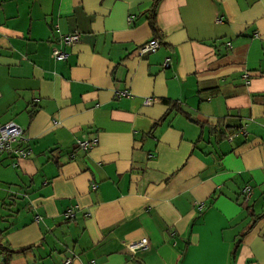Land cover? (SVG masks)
<instances>
[{"label": "crops", "instance_id": "1", "mask_svg": "<svg viewBox=\"0 0 264 264\" xmlns=\"http://www.w3.org/2000/svg\"><path fill=\"white\" fill-rule=\"evenodd\" d=\"M151 2L0 0V264H264V0Z\"/></svg>", "mask_w": 264, "mask_h": 264}, {"label": "built area", "instance_id": "2", "mask_svg": "<svg viewBox=\"0 0 264 264\" xmlns=\"http://www.w3.org/2000/svg\"><path fill=\"white\" fill-rule=\"evenodd\" d=\"M79 37H80L79 32L73 31L69 34L62 35L60 37V42L65 46H72L79 41ZM159 45H160V40L158 38H151L150 40L139 45L136 51L139 56H143L156 51ZM67 55L68 54L66 51L61 50L59 48L53 47L51 49V56L53 57V59L57 61L66 59ZM168 66H169V59L165 58L163 62V67H168ZM117 95L118 97L129 96V93L127 91H119ZM154 101L155 99L146 98L144 99L143 103L145 105H151ZM237 132L245 135V131L242 128L239 129ZM21 139H22V129L18 125H16L13 122H8L0 125V154L11 153L16 158H24L29 156L31 154V151L27 148H22L20 146ZM95 143H96V139L77 140L76 146L77 148L85 151L90 149ZM250 189L251 188L249 185L245 186V188L243 189L245 201H247L250 198V194H251ZM63 216L64 219H71L73 218V211L67 210ZM35 220L38 221V217H35ZM147 245H148L147 239L142 238L140 240L130 242L126 246L130 252L134 253L138 249L146 248ZM64 264H71V259L70 258L66 259Z\"/></svg>", "mask_w": 264, "mask_h": 264}, {"label": "trees", "instance_id": "3", "mask_svg": "<svg viewBox=\"0 0 264 264\" xmlns=\"http://www.w3.org/2000/svg\"><path fill=\"white\" fill-rule=\"evenodd\" d=\"M159 1L160 0H152L151 5H150V7H149V9L147 11L148 12L147 13V19L149 21V24L151 26V29L153 30V36L155 38L157 37V27H156V24H155V13H156V9H157V6H158ZM163 102H165L167 105H169V109L168 110H170V109H177V110H180L181 111V108H180L179 105H177V103H175L173 101L166 100V99H163ZM245 186L243 187V189L245 188ZM243 189H241V192L239 194V195H241V199L240 200L238 199V202H239L240 205H242L243 202L245 201V196H244V193H243ZM248 200L245 201V202H247V205H248ZM262 215H264V212H262L260 214H257L254 217H255V219H258ZM66 220H68V219H66ZM1 236H2V233L0 232V249L4 250L7 253V256H11L13 254H20V253H23L25 250L31 248V247H25V248H21V249H17V250L7 249L1 243ZM233 252H234V250H233Z\"/></svg>", "mask_w": 264, "mask_h": 264}]
</instances>
